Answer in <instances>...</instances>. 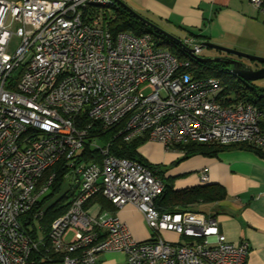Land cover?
<instances>
[{
    "label": "built area",
    "instance_id": "1",
    "mask_svg": "<svg viewBox=\"0 0 264 264\" xmlns=\"http://www.w3.org/2000/svg\"><path fill=\"white\" fill-rule=\"evenodd\" d=\"M250 2L264 12V0ZM113 5L0 0V264H36L31 255L44 239L60 264H97L106 252L122 253L125 264H245L248 242H229L213 217L157 210L161 180L113 156L96 130H113L124 142L144 138L166 151L217 143L264 153V114L223 96L220 80L195 77L190 59L203 49L197 37L180 39L191 54L179 58L149 33L114 32ZM85 147L100 160H85ZM57 163L70 204L45 236L34 238L43 216L35 207L57 173L42 178ZM97 195L116 209L133 205L149 238L134 239L115 215L91 216L85 206ZM166 232L185 242L165 239Z\"/></svg>",
    "mask_w": 264,
    "mask_h": 264
},
{
    "label": "crops",
    "instance_id": "2",
    "mask_svg": "<svg viewBox=\"0 0 264 264\" xmlns=\"http://www.w3.org/2000/svg\"><path fill=\"white\" fill-rule=\"evenodd\" d=\"M120 1L179 40L194 35L202 42L264 54L260 51L264 43V12L250 0ZM146 144V148L143 145L138 149L139 154L152 165L167 167L164 176L174 178L175 190L211 184L225 189V199L194 206V210L216 219L229 242H248L245 264H264V159L253 151L227 148L216 157L193 155L171 166L182 153L167 152L154 141ZM203 173L208 177L204 183L200 180ZM102 199L105 204L95 201L87 208L91 216L102 221L115 215L134 239L149 238L143 215L133 205L116 209ZM36 236H41L40 231ZM97 264H125V256L120 252L102 253Z\"/></svg>",
    "mask_w": 264,
    "mask_h": 264
},
{
    "label": "trees",
    "instance_id": "3",
    "mask_svg": "<svg viewBox=\"0 0 264 264\" xmlns=\"http://www.w3.org/2000/svg\"><path fill=\"white\" fill-rule=\"evenodd\" d=\"M114 11V18L111 22V29L114 32H130L135 36H140L145 33L151 34L156 42L161 46H165L172 54L177 55L179 58H189L184 50H182L178 45L173 43L171 40L165 38L157 32H153L148 26L144 25L142 22L135 20L130 16L126 11L119 8L117 5L111 7ZM194 36V35H191ZM196 37V36H195ZM192 63V70L194 75L197 78L201 77H213L216 74L225 72V65L219 63H199L196 60L190 59ZM235 77V76H234ZM224 82V81H223ZM244 82L238 80L237 87L233 88L235 91V101H241L244 103H249L258 108L260 112L264 114V95L259 96L257 91L249 87L242 89ZM225 85V82L222 83ZM242 84V85H241ZM229 87H226L222 95H226V91ZM260 128L264 130V118L261 120ZM103 143H109L110 153L118 158H126L132 161H135L149 170L153 171L154 174L161 180L163 184V191L160 196H158L154 205L157 210L161 212H183V211H192L194 206L197 205H208L212 203L219 202L226 198V191L223 187L219 185H199L190 188H185L181 190L174 189V178L165 177L164 172L167 170V167H162L159 165H152L146 159H144L138 152V149L146 143L144 138H136L130 142H124L122 136H113V130H103L98 128L96 130ZM227 148H237L242 150L253 151L259 157L264 159V153L256 150L249 144H235V145H221L217 143H192L185 146H177L176 151L181 152L183 155L177 159L171 166L178 164L180 161L193 156L200 155L205 157H216L219 153ZM80 155L85 158V160H100L99 152L85 147L81 150ZM56 171V178L54 183L49 191V195L45 196L40 200L35 207V210L39 209L42 203L48 198L57 194L62 185H63V170L59 169V163L55 164L50 168L43 176L42 180L47 177V175ZM68 192L64 196L60 197L56 201L52 202L48 208L43 212V216L39 224L41 225V235L45 236L48 229L50 228L51 223L61 215H63L70 204L71 195L67 196ZM100 202L105 204V200L102 199L101 195H97L91 198L87 204L86 209L93 202ZM111 205V204H110ZM112 206V205H111ZM202 213V212H201ZM28 217H26L27 219ZM33 237H36V233L32 232ZM43 243V244H42ZM41 245L38 248V251L31 255V259L35 260L36 264H48V263H60L61 256L53 254L49 250V243L46 239L42 241ZM47 256L50 260H42L43 256Z\"/></svg>",
    "mask_w": 264,
    "mask_h": 264
},
{
    "label": "water",
    "instance_id": "4",
    "mask_svg": "<svg viewBox=\"0 0 264 264\" xmlns=\"http://www.w3.org/2000/svg\"><path fill=\"white\" fill-rule=\"evenodd\" d=\"M114 2L115 5H117L119 8L126 11L130 16H132L135 20L142 22L144 25L148 26L153 32H157L164 36L165 38L171 40L173 43H175L178 46H181V42L179 39L175 38L168 32L162 30L161 28L157 27L156 25L152 24L145 18L141 17L134 11H132L129 7H127L123 2L120 0H111ZM203 48H209L212 50L220 51L223 53H226L228 55L234 56L238 59H245L250 62H255L261 65H264V58L256 57L247 55L241 52H238L233 49L225 48L216 44H212L209 42H203L202 44ZM185 52L188 54H191L189 49H184ZM194 59L199 63H215V64H223L231 67L232 74L237 78L238 80L244 82V83H252L255 81L263 80L264 79V67L259 69H253L249 65L245 64L243 61L239 60H232V59H223V58H200V57H194Z\"/></svg>",
    "mask_w": 264,
    "mask_h": 264
},
{
    "label": "rangeland",
    "instance_id": "5",
    "mask_svg": "<svg viewBox=\"0 0 264 264\" xmlns=\"http://www.w3.org/2000/svg\"><path fill=\"white\" fill-rule=\"evenodd\" d=\"M261 46H262V48H260V51L264 52V43H261ZM164 48H165V46H164ZM236 51H238V50H236ZM238 52H241V53H244V54H247V55H251V56L264 58V54L261 55L259 53H248V52H244V51H238ZM199 57L200 58H223V59H232V60H235V61L239 60V61H243L245 64L249 65L254 70L255 69H259L262 66L261 64H258V63H255V62H250V61L245 60V59H241L240 60V59H238V58H236L234 56L228 55V54L220 52V51L212 50V49H209V48H203L201 54L199 55ZM225 70H226L225 72H222V73L214 75L213 78H216V79L220 80L222 83L225 82V85L223 84L225 86V88L229 87V89L226 91L227 93H226L225 96L228 99L233 100V99H235V91H234L233 88L237 87L238 79L235 78L234 75L232 74L230 66L225 65ZM241 87H242V89L245 88L243 85ZM247 87L257 91L259 96H263L264 95V79L263 80H259V81H255V82H252V83H247ZM143 145H144L143 148H146L147 144L144 143ZM163 150H165V149H163ZM168 151L175 152L176 150H167V152ZM64 194H66V185H65V183L62 185L60 191L57 194H55L52 197H48L42 203V205L40 206L39 210L44 212L52 202H54L57 199H59L60 197L64 196ZM48 195H49V193H48ZM67 196H69V193L67 194ZM148 230H149V235H150L151 231H150L149 228H148ZM164 238L167 239V240H173V239L174 240H179L181 243L185 242V240L183 238L175 237V236H172V235L170 236V235L165 234V233H164Z\"/></svg>",
    "mask_w": 264,
    "mask_h": 264
},
{
    "label": "flooded vegetation",
    "instance_id": "6",
    "mask_svg": "<svg viewBox=\"0 0 264 264\" xmlns=\"http://www.w3.org/2000/svg\"><path fill=\"white\" fill-rule=\"evenodd\" d=\"M262 67H264V65H262V66H261V68H262ZM243 84H244V85H243L244 87H246V86H247V83H243Z\"/></svg>",
    "mask_w": 264,
    "mask_h": 264
}]
</instances>
